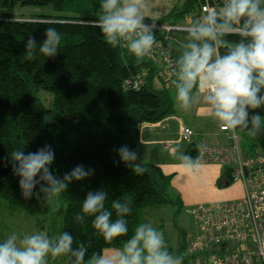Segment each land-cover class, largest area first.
I'll return each instance as SVG.
<instances>
[{
  "label": "trees",
  "instance_id": "16d2710c",
  "mask_svg": "<svg viewBox=\"0 0 264 264\" xmlns=\"http://www.w3.org/2000/svg\"><path fill=\"white\" fill-rule=\"evenodd\" d=\"M100 3L101 0H0V8L15 4L51 7L49 14L26 20L0 15V203L8 210L18 208L28 215L43 216L44 221L49 219V235L60 226L72 233L74 246L85 243L89 255L105 247H118L128 237L108 244L92 228L91 217L82 224L74 220L87 192L106 190L109 208L112 200H130L132 212L126 217L129 237L138 226L143 208L174 201L179 205L177 197L172 201L167 195L171 176L157 165L141 163L145 172L137 175L118 162L114 149L124 144L134 149L139 125L169 116L174 107L168 87L155 76L157 60L146 56L137 59L121 44L113 48L105 42L100 29L91 26V21L101 14ZM199 5L200 0H182L177 9L167 13L166 23L178 25L172 16H187L191 23L202 16ZM48 27L62 34L59 54L48 59L37 53L28 60L24 55L27 36L33 34L41 40ZM226 39L236 41L239 37ZM169 51L172 54V49ZM136 75L142 80L140 85L126 87L123 80ZM155 80L160 84L157 88ZM41 87L53 95L48 109L41 110L34 95ZM256 111L264 117V108ZM235 131L238 136L245 133L249 137L244 156L264 154V133L250 136L245 129ZM45 144L55 150L51 168L57 175L62 176L77 164L95 169L90 178L69 185L59 197L58 208L35 198L25 199L19 178L6 161L13 149L35 152ZM185 148V154L195 158L197 147L188 143ZM222 169L221 176L228 181V169ZM64 257L63 264H69L68 257Z\"/></svg>",
  "mask_w": 264,
  "mask_h": 264
},
{
  "label": "clouds",
  "instance_id": "9594fccd",
  "mask_svg": "<svg viewBox=\"0 0 264 264\" xmlns=\"http://www.w3.org/2000/svg\"><path fill=\"white\" fill-rule=\"evenodd\" d=\"M145 9L146 0H101V14L91 21V26L100 29L108 45L115 48L123 44L140 59L156 43V26L145 23ZM185 31L186 42L180 45L171 81L178 106L184 111L202 106L223 131L239 128L247 130L250 136L264 133V117L256 111L264 108V0H223L222 6L206 9ZM61 35L55 27L45 28L41 40L29 34L24 55L28 60L37 53L55 58ZM232 36L239 39H226ZM197 147L203 152L206 146ZM114 151L118 162L125 163L135 174L145 172L137 163L140 156L136 150L124 144ZM170 154L188 172H196L201 166L199 157L181 152L179 145ZM6 161L19 178L25 199L35 198L57 208L59 197L70 184L95 174V169L77 164L62 176L57 175L51 168L55 150L50 144L35 152L13 149ZM108 200V192L103 188L87 192L74 220L82 224L86 217H91L92 228L108 244L128 237L120 246L105 247L89 255L87 245L81 242L74 246L72 233L60 226L52 235L44 231L23 235L13 232L0 241V264H49V259L64 256L69 264H182L183 257L168 250L164 234L151 223L139 224L128 236L126 217L132 212L130 200H112L110 208L106 207Z\"/></svg>",
  "mask_w": 264,
  "mask_h": 264
},
{
  "label": "built area",
  "instance_id": "2783aa9c",
  "mask_svg": "<svg viewBox=\"0 0 264 264\" xmlns=\"http://www.w3.org/2000/svg\"><path fill=\"white\" fill-rule=\"evenodd\" d=\"M222 3L223 0H200L199 8L203 15L206 9L219 8ZM145 23L154 24V33H158L156 43L145 56L157 60L155 76L169 88L173 86L176 59L165 40L169 31L185 29L187 25ZM123 81L132 89L142 82L137 75ZM223 132L228 143L206 145L203 152L197 147L195 157H199L200 163H219L227 168L228 181L239 183L242 193L232 200L198 203L188 208L194 233L187 237L185 250L192 264H264V154L253 152L244 156L236 131ZM191 134L188 127L182 126L178 136L188 141Z\"/></svg>",
  "mask_w": 264,
  "mask_h": 264
},
{
  "label": "rangeland",
  "instance_id": "374dc122",
  "mask_svg": "<svg viewBox=\"0 0 264 264\" xmlns=\"http://www.w3.org/2000/svg\"><path fill=\"white\" fill-rule=\"evenodd\" d=\"M182 0H146V9L144 11L145 22H159L166 23L167 13L171 9H177ZM51 7L47 5H19L15 4L13 7L0 8V15L6 14L10 19H30L31 17L49 14ZM172 21L177 23L181 20L172 16ZM185 29H178L172 31L167 37L166 44L172 49L174 57H178L180 45L186 42ZM172 37V38H171ZM173 42L177 43L176 47L169 39H173ZM155 87L160 86L159 81H154ZM34 95L37 97L38 105L40 109L50 108L53 95L50 91L44 88H38ZM178 111V107L175 108V112ZM187 114H181V118L186 119ZM212 119V118H211ZM240 145L244 150H247L249 145V137L247 134L239 135ZM182 145V144H179ZM156 147V146H153ZM140 159L137 163L141 164L147 160V156L143 151H137ZM156 159L163 158L165 153L157 155ZM166 166L162 168V171L168 174H172L170 178V184L167 190V195L173 200L177 197L181 201V206L177 204V201L171 203H164L162 206L154 208H143L139 213V224L151 223L158 231L164 234V239L168 250L177 256H182V264H192L190 260V254L185 250V239L190 233L194 232L192 217L187 212L188 208H191L198 203H208L211 201L220 200H232L240 196L234 194L229 197L220 196L218 199H212L210 191L220 183L217 181L218 175L211 178L213 169L221 170L222 165L214 163H200L201 166L196 172H188L180 167V162L173 156L171 158H164L161 160ZM226 193L232 191L235 187L233 184L227 186L221 185ZM221 188V187H220ZM53 209V208H52ZM43 216L40 215H28L22 212L18 208L11 210L3 207L0 203V241H2L7 235L15 232L19 235L34 233L38 231L49 232L50 223L49 219L44 221ZM65 257L57 258L56 260L49 259V264H63Z\"/></svg>",
  "mask_w": 264,
  "mask_h": 264
},
{
  "label": "crops",
  "instance_id": "0c3cea01",
  "mask_svg": "<svg viewBox=\"0 0 264 264\" xmlns=\"http://www.w3.org/2000/svg\"><path fill=\"white\" fill-rule=\"evenodd\" d=\"M177 19L181 20L177 22L180 25H188L190 24L189 18L177 17ZM172 38V37H171ZM176 47H178L177 43L173 42V39H169ZM180 51V50H178ZM155 87V85H154ZM159 87V86H158ZM157 88V87H156ZM168 92L171 96V100L173 102L174 111L167 117L160 119L157 122H147L141 123L138 129L137 134V144L134 150L136 151H143L145 156H147L146 162H152L157 165L161 172L162 168L166 166L164 163H161V160L164 158H171L172 155L170 154L172 149L179 145L180 151L185 153V147L188 143H193L196 147L200 144L203 145H218V144H226L228 143L227 135L219 130L218 124L208 117L205 114V111L202 106L196 105L189 111L182 110L175 101V89L174 86H170ZM178 107V111L175 112V108ZM187 114L186 119L181 118V114ZM182 126L188 127L192 134L190 135V139L188 141H182L179 139V129ZM239 138V136H238ZM238 143L240 145V138L238 139ZM156 146V147H153ZM241 151L243 155H246L248 152L244 150L242 145H240ZM165 153V156L160 159H156L157 155L161 153ZM156 156V157H155ZM215 164V163H214ZM223 169L218 171V169H213L211 174V178L213 179L214 176L218 175L220 183L210 191L212 199H218L220 196L229 197L234 194L241 195V185L239 183H232L235 186L232 191L229 193L225 192L224 188L221 186H227L231 184L229 181L226 182L224 176H221ZM165 173V172H163ZM168 174V173H165ZM172 175V174H168ZM171 178V177H170ZM218 181V180H217ZM170 182V180H169ZM221 187V188H220ZM179 206H181V201H179ZM194 232L190 233L192 235ZM188 237V236H187Z\"/></svg>",
  "mask_w": 264,
  "mask_h": 264
},
{
  "label": "water",
  "instance_id": "95a60500",
  "mask_svg": "<svg viewBox=\"0 0 264 264\" xmlns=\"http://www.w3.org/2000/svg\"><path fill=\"white\" fill-rule=\"evenodd\" d=\"M225 183H227V181Z\"/></svg>",
  "mask_w": 264,
  "mask_h": 264
}]
</instances>
